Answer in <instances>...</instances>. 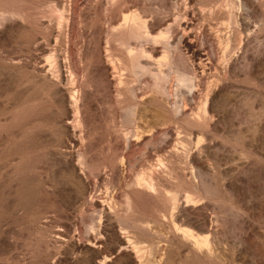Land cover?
Wrapping results in <instances>:
<instances>
[{"label":"rangeland","instance_id":"374dc122","mask_svg":"<svg viewBox=\"0 0 264 264\" xmlns=\"http://www.w3.org/2000/svg\"><path fill=\"white\" fill-rule=\"evenodd\" d=\"M139 1L136 3L141 12L144 10L142 14L160 18L172 15V0H151L148 5ZM227 1H216L222 4L220 16H209L199 20V24L205 30H209L211 24L216 28L223 26L232 33L235 27L233 24L227 27L229 19L223 12L232 8L236 11L238 7L239 22L247 21V29H242L240 36L247 46L240 49L242 52L238 51L241 54L239 61L230 64L224 77L221 73L223 64L218 58L224 44L220 47L213 36L204 43L213 58L208 76L210 79L218 76L224 89L216 98L219 118L214 124H217L199 127L176 118L180 112L177 103L182 105L180 100L186 98L188 104L193 105L187 86L194 82L192 71L188 72L191 70L190 59L176 48L179 35L176 41H169L171 46H167L172 65L163 70L171 72L174 81L172 79L170 86L166 85L170 88L166 97L153 91L148 73H138L139 78H135L128 68L118 73L126 77L127 85L139 94L135 99L131 91L118 92L116 85H110L108 81L112 77L105 70L109 54L119 56L120 49H108L107 38L102 33L109 17L107 14H110L105 2L102 4L103 0H63V3L62 0H0L1 10H26L28 14L27 22L21 18L17 19L20 22L9 19V29L0 34V264H41L44 243L51 242L58 230L65 233L67 240L85 241L94 228L109 229L108 221L92 210L91 203L103 202L110 206L113 214L120 213L124 193L132 198L137 216L152 220L156 216L154 203L139 200V189L128 184L138 175L148 178L150 174L157 175V189L183 194L195 191L197 186L202 192L218 196L213 201L217 208L214 210L221 211L222 220L218 222L215 239L225 246L222 264H264V65H254L247 60L249 54L254 56L264 51V30L259 32L262 17L258 12L238 6L239 0ZM226 2L235 7L231 8ZM257 8L261 13L259 6ZM2 14L0 22L8 18ZM71 16L75 20L68 22L72 26L66 30L65 23ZM137 41H142L141 47L151 45L143 39ZM235 48L229 50L226 59L235 53ZM13 61L17 64H12ZM151 62L140 58V63L149 64L148 68L153 72L158 66ZM41 64L50 67V73H55L53 78H57V73L62 76L61 89H66L70 95L75 93L77 114L72 118L74 122L71 119L70 127L74 129L76 145H69L68 133L63 128V122L72 113L71 104L61 106L62 94L56 95L58 99L53 98L46 86L44 88L35 79L34 70ZM175 64L177 69L174 70ZM56 69L59 70L56 72ZM178 74L188 79L180 84L181 87L175 80ZM162 97L167 98L166 101H162ZM117 99H122V103L118 104ZM133 103L142 113L139 129L144 131L143 136L146 135L144 141L135 142L137 135H132L134 127L129 116L134 112ZM117 112L125 116L121 118ZM124 153L129 156L125 158ZM194 157L202 158V161L194 162ZM70 159L83 184L70 173ZM82 186L88 188V193L81 198ZM208 207L206 211L213 210L211 205ZM112 220L115 221L113 216ZM152 238L158 247L167 243L164 237L141 232H137L133 240L145 247ZM108 244L110 247L112 241ZM63 251L61 249L60 258L64 257ZM68 251L72 255L78 254L75 250ZM175 257L171 264H193L187 263L182 254L175 253Z\"/></svg>","mask_w":264,"mask_h":264},{"label":"bare ground","instance_id":"6f19581e","mask_svg":"<svg viewBox=\"0 0 264 264\" xmlns=\"http://www.w3.org/2000/svg\"><path fill=\"white\" fill-rule=\"evenodd\" d=\"M136 1L137 0H103V3H102V4H104V2H105V4L107 5L106 10L110 11V14H107V15H109V17L107 18L106 27L104 26V30L102 32L103 35H105L107 38V40L105 39L106 44L108 45V49H111V50L115 49V48L120 49V55L118 54L119 56H115L114 54H109L110 58L108 57L109 59H108L107 64L105 66L106 67L105 70L107 71V73H111V75H112V77L108 80L109 84L110 85L115 84L117 89H118V92H122L123 90L124 91H131L133 93L132 98L135 97V99H137L139 94H136V92H135L136 90L134 91L132 86L127 85V78L121 77L122 75L121 76L118 75V73L122 69L128 68L130 73L134 77L137 76L138 73L139 74L142 72L144 74L148 73V75L150 76V79H148V80H150V84H151L150 86L152 87L153 91L156 92L157 94H160L163 97H166L165 95L169 94V89H170V88L168 89L166 87V85L171 83L172 79L174 81V76H172V74H170L171 72H166V70H163V68H170V65H172L171 64L172 62L169 59V52H168L167 46L169 45V41L171 39L174 41L176 39V37L179 35L176 39L177 41L175 40L176 41V48H177V51H179V52L183 51L185 53V55L188 56V59H190L191 70H188V72L192 71L194 79L192 77L191 78L194 80V82L192 83V81H187V82H191L192 84H190V85L188 84L189 86L186 85L187 90L189 89L188 91H190V99L192 100L193 105L188 104L189 101H186L188 99H186V98L182 99L181 98L182 96H181L180 99H182V100H180V101H182V105L180 106V104L177 103L179 105L177 110L180 108V112L178 113L176 118L181 120V121H184V122H189V123L196 125V126H199V127L205 126V125H211V124L216 125L217 123L216 124H214V123L216 122L217 118H219V117H217L219 115H218V110L216 108L217 107L216 98H218V96H220L222 90L224 89V85H222V83L220 82L221 79H219L218 76H217V78H215L216 77L215 76L212 79H210L208 76L209 71L211 70V68L213 66V58L211 55H209V53H208L209 50L207 51L206 48L204 47V43L209 42L208 40L211 39L210 37L213 36L214 40L219 44V46L224 44V45H222L224 47H222V50L219 52L220 56H218V58H219V62L221 60L220 63L223 64L221 73H222V76L225 77L227 71L229 70L228 68H229L230 64L233 65L239 61L241 54L238 51H240L241 48H244L243 46L247 44L246 42L244 44V41H242V38H240V36L242 34V29L243 30L247 29L246 28V25H247L246 22L247 21L245 22V19H244V22H242V21L239 22L240 16H238V14H237L238 7H237V10L235 11L234 8H232V7H235V4H233L231 6V4H227V2L229 0L226 2V4L230 5L232 8L229 11L223 12L224 15H226V17L229 19V22L227 23V27H230L228 25L232 26V24L235 27L234 30H232V33H230L229 30L227 31L226 29H223V26H222V28H216V27H213V24H211L212 26H209V28H208L209 30H205V27L203 26L204 27L203 28L199 24V20L206 19L209 16H211V18H213L214 17L213 15H216V14L218 16H220L219 13L222 10L221 9L222 4L220 5V2H216L217 0L212 1L215 3H212V2L203 3V2H205L204 0H203V2H202V0H172V5H171V9H173L172 15L171 16L165 15V17H163V18L162 17L160 18L158 16H153V15H148V14H142L144 10H142V12H141L140 6L137 5ZM141 1L143 2V4L148 5L151 0H141ZM141 1H139V2H141ZM162 1L165 2L167 0H162ZM234 1H232V2L236 3ZM255 1H256V3H258L257 5L255 4L254 0H239L238 6L244 7L245 9L247 7H249L250 10L252 9L253 11L258 12V15L262 17L260 20V23L258 25V27L260 28L259 32L261 33V30H264V0H255ZM62 3H63V0H62ZM68 4H66V6ZM68 6H70V5H68ZM257 6H259L261 13H260L259 9L257 8ZM162 7L164 8V6H162ZM224 8H225V10L228 9V8L226 9L225 4H224ZM5 9H7V8L5 7ZM65 9H66V7H65ZM0 10H1V8H0ZM147 10L148 9L146 8V11ZM1 11H3V12H0V13H3L2 15L6 16L8 18L5 17L6 20L0 22V34H3L4 30L9 29V24H8L9 19H10V21L13 22V20H17L18 18L19 19L21 18L22 21L26 20L25 22H27L28 14L25 12L26 10L25 11L24 10L19 11V10H13V9L9 8L7 10L2 9ZM65 11H67V10H65ZM103 11H104V9H103ZM107 13H109V12H107ZM223 13H221V15ZM238 13H239V11H238ZM71 15H73V14H71ZM64 16H66V15L64 14ZM72 17L73 16L70 17L71 20H70V18H68L67 21L65 20L66 21V23H65L66 24V30H68L69 25L72 26L71 24L68 25V22H70V21H72V19H74ZM17 21L20 22V20H17ZM62 24H64V23L62 22ZM74 26H75V24H74ZM16 27H17V25H16ZM18 27L21 28V26H18ZM219 27H221V26H219ZM224 28H226V27H224ZM256 30H258V29H256ZM69 34L71 35L72 33L69 32ZM262 36H263V34H262ZM263 38H264V36H263ZM139 39H143V42L145 40L146 43H151V45H148L149 46L148 48L147 47H141L140 43L142 41L138 42L137 40H139ZM32 40H34V39H32ZM132 40H134V41L132 42ZM155 45H159L163 49L160 50L158 48V46L156 47ZM169 46H171V45H169ZM235 46L237 47V50L236 51L234 50L235 53L233 52L234 54L232 53V56H230L228 59H226V56L228 55L229 50L232 51V49H234ZM69 47H71V46H69ZM262 51H263V49H262ZM240 52H242V51H240ZM248 56H250V54ZM248 56H247V58H248L247 60L250 61L251 64H254V65L255 64L256 65L263 64L264 65V51L258 55H254V56L252 55L250 57H248ZM140 58L146 59L147 61L148 60L152 61L154 63V64H152V62H151L150 64H152V65L156 64L158 66V69L156 68L157 71L156 70L155 71L153 70V72H152V70L150 71V67L148 68L149 64L148 65L141 64ZM12 64H17V62L13 61ZM175 65H176V67L173 68L174 70H175V68L177 69V64H175ZM179 65H180V63L178 64V68L180 69L181 65L180 66ZM36 68L37 69L34 70L35 71L34 74L36 76L35 79L37 81L41 82L44 85L43 86L44 88L46 86V88L48 89V90L46 89V91L49 92L53 96V98H55V99H58V98H56L57 94H62L61 95L62 97L60 96V103L58 102L59 100L58 101H56L55 99L54 100L57 103L61 104V106H67L68 104H71L70 109H71L73 114L68 113L69 114L68 117L63 122V125H64L63 128H64V131L66 133H68L67 136H69L68 137L69 138L68 142L70 143L69 145H76L77 144V138L75 136L74 129H72L70 127L71 119L74 117L76 118L75 113L77 114V103H76L77 99L75 98V93H72L70 95L67 93L66 89L60 88L62 76L59 73H57V75H58V76H56L57 78L56 79H55V77L53 78L55 73H52V72L50 73V69H48L50 67L46 68L45 64L44 65L41 64L40 66H38ZM51 68H53V67H51ZM184 69H186V68H184ZM53 70H55V69H53ZM57 70H59V69H56V72H57ZM168 70L170 71V69H168ZM181 71H183V69ZM181 71H179V72H181ZM185 72L187 73V69L185 70ZM7 73L9 74L8 71H7ZM74 75H75V73H74ZM181 76L178 74L175 77L176 78L175 80H177L176 83L179 84V85H177L178 87L179 86L181 87L182 85H180V84L183 83L184 81L188 80L186 78L184 79V77H185L184 75H183L184 77H181ZM137 77H135V78H137ZM65 78H66V76H65ZM41 83H40V85H41ZM67 84H69V83H67ZM173 84H174V82H173ZM169 86H170V84H169ZM183 88H186V87H183ZM175 89H176V87H175ZM72 90H74V88ZM72 90H70V92H74ZM177 90H178V88H177ZM43 91H45V89ZM47 92H46V95H47ZM42 94H43V92H42ZM66 96L68 98H66ZM57 97H59V96H57ZM116 97L117 96H115L114 98H116ZM163 97H162V101H164V99H165ZM126 99H128V98H126ZM166 99H165V101H166ZM121 100L117 99V103L121 104L122 103ZM132 100L133 99H131V101ZM136 102L138 104V101H136ZM57 103H55V104H57ZM140 103H142V102H140ZM134 104L135 103H133V105ZM177 104H175V105H177ZM128 107H130V106H128ZM174 107H176V106H174ZM130 108H132V107H130ZM135 108H136V106H135ZM135 108H134V112H131L133 114H131V115L129 114L130 115L129 117H131V125H133L132 127H134L133 128L134 130L132 129V132L134 131V133H132V135L133 134L137 135L136 140H134V141L139 142V140L144 141L143 138L146 135L143 136L144 131L139 129L141 126L140 120L142 118L141 117L142 113H140L138 111V109L140 107H138V109L136 108L137 110H135ZM141 108H142V106H141ZM260 109H262V108H260ZM162 110H160V111H162ZM169 111L170 110H168L166 112L168 113ZM118 112H117V114H118ZM121 112L122 111H120V113ZM120 113L118 115L121 118L123 116H125L123 114L121 115ZM167 113H166V116H168V114H169V113L168 114ZM170 115H171V113H170ZM54 117H56V116H54ZM126 117H127V115H126ZM129 117H127V118H129ZM161 117H162V115H161ZM127 118H126V121H127ZM55 121L57 123V120H55ZM72 122H74V120ZM129 122H128V126L130 125ZM171 122H174V121H171ZM121 125H122V123H121ZM208 127H210V126H208ZM175 153H176V151H175ZM128 154L127 155L125 154L126 155L125 158H127V156H129ZM182 155H184V154H182ZM173 157H174V155H173ZM201 159L199 157L198 158L194 157L193 161L197 162L198 160H201ZM130 161H131V159H130ZM161 161H164V160H160L159 162H161ZM164 163H165V161H164ZM163 167H165V166H163ZM165 168H168V167H165ZM157 170H158V168L156 169V171ZM69 171L76 178L78 183L83 184V183H81L82 180L79 177V174L77 173V168L71 162V159H70ZM161 173H163V172H161ZM163 175H164V173L162 174V176ZM166 175H168V174H165V176ZM144 176L145 175H143L142 178H139V175H138V176H136V179L129 180L128 184L130 183L129 185H131V186L133 185V187L139 189V192L137 193V198L139 200H142L145 202L146 201H152L154 203L153 205L155 206V209H156V216L152 220L142 219L135 214L134 206H133V200L130 196H127L126 193H124L125 196H124V199H122L121 204H123V205H122L120 211L116 210L120 213H114L113 214L110 206L108 207L103 202L99 201V202L91 203L92 210L98 211L100 216L102 215L105 218V220L108 221L109 229L103 230V229H100V226L98 229L94 228L91 231V233L87 236L85 241H83V240L77 241V240H73L71 238H69L67 240V236L65 235L64 232L59 231V230L56 231L53 234V240L51 242L49 241V242L44 243V246L42 248L43 255H42V258L40 260L41 264H168V263L171 264L172 260L174 258H176L175 253L176 254L177 253L182 254L183 259L187 263H193V264H207L208 263V264H210L212 262H215L217 264H222V261L225 258V257L223 258V256H225L224 255L225 254L224 253L225 246H223L221 241L215 239L216 234L218 232V227H219L218 222H220L222 220L221 219L222 217L220 215L221 211H217V210L215 211L214 210L217 208H215V206H214L215 203L213 201L218 196H215L213 193L208 194L205 191L202 192L199 189H197L198 188L197 186H195L196 187L195 191L191 190V192H185L183 194H181V193L179 194L178 192H169V191L167 192V191H164L161 189H157V186L159 185L158 182L156 181L157 175L150 174V175H148V178H145L147 176H145V177ZM247 176H248V174H247ZM129 179H130V177H129ZM197 182H198V180H197ZM87 190H88V188L83 187L82 192L80 191L81 192L80 197L81 196L85 197L86 193H88ZM102 198H104V197H102ZM118 199H119V197H118ZM90 202H89V206H90ZM209 205H211L212 209H213L210 212H208L209 210L206 211L207 209H209V207H208ZM219 209H220V207H219ZM195 213H197V215L200 214L201 217L195 216L196 215ZM112 216L114 217L115 221L112 220ZM99 219H101V218H99ZM100 222H101V220H100ZM224 222H225V220H224ZM101 228H103V227H101ZM117 229H118V231H117ZM121 230H123V231L126 230V231L121 232ZM137 232H141V233L151 235V236L156 235L157 237H164V238H166L167 243L164 247H158L157 246L158 243H156L155 238H152L150 240L149 245H147L145 247L140 246V244H138L137 241L133 240L134 235L137 234ZM111 241H112L111 246L107 247V246H109L108 242L110 243ZM257 245H259V244H257ZM61 249L64 250L62 252V254H64L63 262L61 261L62 257L61 258L59 257ZM69 249L77 251L78 254L72 255L70 253V251H68ZM51 259H52V261L50 263H48L49 260H51ZM225 262H226V259H225Z\"/></svg>","mask_w":264,"mask_h":264}]
</instances>
